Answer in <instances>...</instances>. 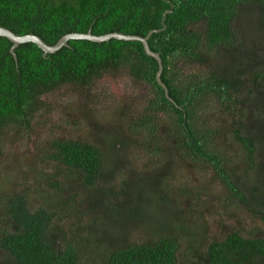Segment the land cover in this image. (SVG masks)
Segmentation results:
<instances>
[{"label":"trees","instance_id":"16d2710c","mask_svg":"<svg viewBox=\"0 0 264 264\" xmlns=\"http://www.w3.org/2000/svg\"><path fill=\"white\" fill-rule=\"evenodd\" d=\"M247 11L254 28L250 39L235 29V22ZM260 21H264V0H0V26L19 36H39L50 46L71 33L145 37L157 30L148 43L160 55L161 80L168 90L167 94L157 79L158 61L138 41L70 40L68 46L47 55L35 43H24L16 48L15 58L10 52L13 43L0 36V159L5 133L14 127L29 129L46 109L49 94L68 85L87 88L108 74L126 73L148 88L143 113L127 123L124 131L121 125L118 133L109 132L110 144L105 142L103 147L54 139L50 158L74 171L90 196L104 192L98 189L103 181L113 183L128 164L132 148L154 157L205 164L243 207L264 222V57L259 55L264 53V34L258 28ZM243 40L249 44L246 55ZM237 52H241L238 58ZM187 67L206 71L185 73ZM139 136L149 137L152 144L145 141L147 148L140 147ZM234 144L239 148L231 147ZM120 151L126 157L119 170L110 155L121 157ZM236 154L249 172L229 173L227 166ZM157 179V175L152 180L128 178L120 192L126 197L131 185L138 199L145 198L146 190L165 199ZM51 207L47 202L32 209L27 193L12 195L2 204L0 251L14 264H86L78 244L61 239L56 232L57 214ZM120 215L134 214L122 210ZM164 233L155 243L129 244L126 236L113 251L107 243L114 240L105 239L106 245L94 243L101 261L93 264H176L179 240L171 231ZM202 264H264V238L232 231L223 240L209 243Z\"/></svg>","mask_w":264,"mask_h":264},{"label":"rangeland","instance_id":"374dc122","mask_svg":"<svg viewBox=\"0 0 264 264\" xmlns=\"http://www.w3.org/2000/svg\"><path fill=\"white\" fill-rule=\"evenodd\" d=\"M245 13L235 22V29L239 36L250 39L254 28L249 23L252 19L248 11ZM260 27L264 34V21H260ZM242 42L246 55L249 44ZM259 55L264 57V53ZM239 56L241 52L235 57ZM187 68L185 73L206 71ZM148 98L147 86L126 73L108 74L87 88L68 85L49 94L45 98L46 109L37 114L30 128L14 127L1 142L0 196H5L0 198V216L4 218L2 204L18 193H27L32 209L52 203L51 209L57 214L56 232L61 239L78 244L86 264L100 263L94 243L106 245L105 239L114 240L107 243L113 251L126 236L129 244L155 243L166 236L164 231H171L180 243L176 264H202L209 243L223 240L232 231L245 237L264 238V222L242 206L208 165L154 157L141 148H132L128 164L122 168L126 155L120 151L121 157L110 155L113 167L122 168L113 183L103 181L98 189L104 192L90 196L83 191L74 171L50 158L54 139L80 140L102 147L105 142L110 144L109 132L118 133L121 125L124 131L127 123L143 113ZM138 138L136 144L140 147H146L145 141L152 144L147 136ZM231 147L239 148L236 144ZM231 159L229 173L249 172L242 168L238 154ZM156 175L165 199L152 190H146L145 198L138 199L131 185L126 189L130 192L126 197L120 192L128 178L152 180ZM122 210H130L134 215H120ZM0 264L14 263L0 251Z\"/></svg>","mask_w":264,"mask_h":264},{"label":"water","instance_id":"95a60500","mask_svg":"<svg viewBox=\"0 0 264 264\" xmlns=\"http://www.w3.org/2000/svg\"><path fill=\"white\" fill-rule=\"evenodd\" d=\"M156 32L158 31L153 30L145 37H141L137 35H126V34L119 33V32L109 33V34H105L101 36L94 35L92 34L91 31H89L88 33H71V34H67L63 36L55 45L50 46L46 44L39 36H36L33 34L19 36L13 33L12 31H10L9 29L0 26V36L9 39L13 43V46L11 47L10 52L11 54H13L15 58H17L16 52H15L16 48L24 43H35L39 48H41L44 51V54L47 55V54H54L57 51H59L62 47L68 46V42L70 40H88V41H92L96 43L109 42L113 39L120 40V41H129V42H135V41L141 42L144 46L146 53L154 57L158 61L159 71L157 74V79L159 83L161 84V86L166 90V93L168 94L167 87L161 80V75L164 69L162 60L158 53H155L150 49V46L148 43L152 34Z\"/></svg>","mask_w":264,"mask_h":264}]
</instances>
